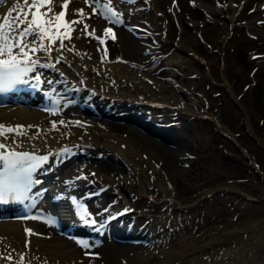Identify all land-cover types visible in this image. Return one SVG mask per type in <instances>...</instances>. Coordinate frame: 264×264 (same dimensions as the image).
<instances>
[{
	"label": "bare ground",
	"instance_id": "6f19581e",
	"mask_svg": "<svg viewBox=\"0 0 264 264\" xmlns=\"http://www.w3.org/2000/svg\"><path fill=\"white\" fill-rule=\"evenodd\" d=\"M220 1L202 0L201 10L212 14L216 7L219 8ZM61 2L54 0L55 12ZM16 3L17 0H0V17L6 16ZM104 3L105 0H99V3L94 0H70L66 19L80 21L73 25L75 30L70 33L71 39H65V47L59 51L55 50L60 44L57 40L51 59H45L43 53H38L41 64L55 66L38 67L32 72L41 77V85L34 97L23 96L0 106V124L11 127L23 125L26 135L9 133L8 139L0 137V142L19 152L48 157V161L33 172L37 182L30 193H43L48 204H51L50 197L54 202L64 205L68 210L67 218H64L66 224L75 223L73 206L67 199L68 193L88 194L96 188L95 185H106L105 190L98 195H90L94 207L96 199L99 201L102 196L116 195L117 202H107L109 205H106L104 216L123 205L133 209L138 200L144 199V205L149 207L148 212L141 211L148 217L145 224L140 227L135 222L130 230L124 227V232L116 225L114 230L110 228L104 234L114 241L109 253L111 260L119 264H229L231 239H239L237 236L259 238L253 228H264V218L233 225L237 219L196 233L194 218L198 214L194 208L208 190L180 200L170 186L171 178L175 172L183 169V162L193 151L191 124L188 118H184L191 114L206 113L194 107L197 102L194 92L173 80L176 78L173 67L178 62H184L177 48L186 47L192 37L189 28L178 17L185 7V0L168 2V8L174 19H179L182 30L181 41L172 51L162 49L161 22L150 12L161 3L160 0H141L139 7L126 11L135 21L125 24L121 20L123 22L117 23L114 32L107 36L104 30L110 22L106 19ZM120 4L121 0H111L112 8L121 9L122 14H125L124 6ZM21 6L24 7L22 0ZM260 6L264 14L263 2ZM93 8L102 13L97 21L89 16ZM78 9H83V15H75ZM158 10L154 8V15L161 16ZM133 23L143 26L144 32L136 33L131 27ZM84 25L88 27L81 31ZM93 30L95 36L103 41L114 34V40L120 44L116 58L109 55L103 47L104 42L100 43L99 39L94 38V43L88 42V33ZM260 55L264 58L263 51ZM99 56L104 59L100 60ZM60 57V62L56 63ZM160 64L164 65L163 71L168 75L165 79L150 72L152 67ZM179 69L182 71L181 67ZM44 95L49 99L55 97L58 109L42 108L47 104ZM100 108L113 113L114 110L141 109V115L163 122L171 120L173 124L169 128L177 141L171 143L162 136H153L139 127L141 125L131 116L133 113L130 118L136 125L130 124L129 133L118 136L108 123V116L112 114L97 112ZM164 113L171 119H163ZM216 125L218 129L224 130L221 124L216 122ZM68 153L71 155L67 156ZM62 157L64 160L60 162ZM92 168L94 173H88ZM128 179L130 183L126 182ZM128 188L131 190L127 193ZM78 189L81 191L78 192ZM55 228L58 227L53 223L29 215L22 218L0 216V264H74L76 257L73 250L69 248L68 242L63 241L60 233L53 231ZM26 229H30L33 234L26 232ZM92 235L84 234L81 241L89 244L91 239H95ZM257 245L262 243L255 244V248ZM238 257L233 261L234 264H252L247 259L246 251ZM260 261L258 264L264 263V256ZM87 262L100 264L95 257L89 258Z\"/></svg>",
	"mask_w": 264,
	"mask_h": 264
},
{
	"label": "rangeland",
	"instance_id": "374dc122",
	"mask_svg": "<svg viewBox=\"0 0 264 264\" xmlns=\"http://www.w3.org/2000/svg\"><path fill=\"white\" fill-rule=\"evenodd\" d=\"M138 1L139 4H132V7L127 6L131 0L128 4L125 3V13L139 7L141 0ZM262 1L264 0H221L219 8L216 7L212 14H206L201 10L202 0H194L193 3L185 0V7L178 14L189 28L192 37L187 41L186 47L177 48L178 55L184 62H178L173 67L176 73L173 80L182 83L185 89L193 91L194 99L197 100L194 107L206 113L191 114L184 118H188L191 124L193 151L184 161L185 164H182L184 170L175 172L171 178L170 186L180 200L208 190L194 208L198 214L194 218L197 224L196 233L207 227L232 223L237 219L239 221H234L233 225L264 218V58L252 56L256 50L264 51V15L260 6ZM160 2L150 12L161 22L159 29L164 44L162 49L172 51L181 41L182 30L179 19H174L168 8L169 0ZM154 8L159 9L161 16L154 15ZM89 16L93 21H97L101 14L97 10L95 13L91 10ZM128 17V13L123 17L125 24L135 21V18L132 20L133 18L129 17V20ZM87 40L95 42L92 35H88ZM106 43L110 54L116 58L120 44L112 38H107ZM162 67L164 69L163 65L152 68L154 71L150 72L165 79L168 75ZM192 73L194 75L191 76ZM97 112L105 115L107 111L100 108ZM122 112L125 113V120L108 116L110 128L118 136L128 134L129 125L135 124L130 118L131 110ZM109 113L114 115L116 112ZM162 118H168V115H163ZM216 122L222 125L223 131L230 137L222 135ZM238 147H241L248 158ZM154 162L156 163L155 160ZM126 182L130 183L129 179ZM128 189L127 193L131 188ZM109 198L114 201L117 199L116 195L102 196L100 202L96 199L94 204L99 207ZM134 205L132 211L137 213V220L147 217L146 213L141 212L149 211L143 198ZM241 227L244 228L243 225ZM263 229L253 228L259 238L237 236L239 239H231L229 264H234L233 261L245 251L250 263L262 262L260 259L264 256V233L260 232ZM123 230L124 228L120 229L121 232H124ZM53 231H58L63 241L68 242L76 257L74 264H88V259L92 257L100 264H119L109 258L114 245L112 239L108 238L98 246L90 244L84 248L62 231ZM253 242L262 245L255 248ZM88 250L96 251V255L89 256Z\"/></svg>",
	"mask_w": 264,
	"mask_h": 264
},
{
	"label": "snow or ice",
	"instance_id": "6c2138e0",
	"mask_svg": "<svg viewBox=\"0 0 264 264\" xmlns=\"http://www.w3.org/2000/svg\"><path fill=\"white\" fill-rule=\"evenodd\" d=\"M69 2L70 0H62L61 10L55 12L53 10L54 0H22L24 8H20L21 0H17L16 5L8 10L6 16L0 17V94L12 90L17 84L28 83L24 77L34 72L36 68L55 66L50 63L41 64L38 53H43L45 59H51V52L56 41H60L59 47L55 49L59 51L65 47L63 41L71 39L70 33L75 30L73 25L80 21L66 19ZM94 2L99 3V0H94ZM103 8L108 16L113 18L109 20L110 23L121 22L119 19L121 14L112 8L111 0H105ZM95 11L96 9L93 8V13ZM75 15H83V9H78ZM87 27L84 25L81 31H85ZM111 32L110 28L104 30L106 36ZM88 34L99 39L100 43L104 42L103 39L95 36V30ZM112 38L115 39L114 34ZM61 58H57L56 63H59ZM34 79L38 85L41 81L40 74H36ZM60 123L64 122L60 121ZM24 127L23 125L11 127L0 124V137L8 139L9 133L26 135ZM55 127L53 123V128ZM47 161V156L37 157L32 153L19 152L5 143H0V166H2L0 203H6L9 200L22 202L29 199V192L33 184L37 182L33 178V172ZM72 200L84 223L94 225L96 221L88 218L87 209L74 197ZM125 211L128 210L125 209ZM25 231L33 234L30 229ZM77 243L84 248L88 247L84 241H77Z\"/></svg>",
	"mask_w": 264,
	"mask_h": 264
},
{
	"label": "water",
	"instance_id": "95a60500",
	"mask_svg": "<svg viewBox=\"0 0 264 264\" xmlns=\"http://www.w3.org/2000/svg\"><path fill=\"white\" fill-rule=\"evenodd\" d=\"M138 123L142 125V123H141V122H138ZM149 130H151V131H152V129H150V128H149Z\"/></svg>",
	"mask_w": 264,
	"mask_h": 264
}]
</instances>
